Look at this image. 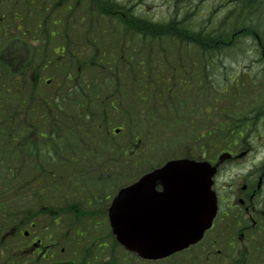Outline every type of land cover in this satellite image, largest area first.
Listing matches in <instances>:
<instances>
[{"label":"trees","instance_id":"16d2710c","mask_svg":"<svg viewBox=\"0 0 264 264\" xmlns=\"http://www.w3.org/2000/svg\"><path fill=\"white\" fill-rule=\"evenodd\" d=\"M77 2L74 13L67 0H0L1 229L33 215L12 207L16 191L38 201L61 164L77 178L73 165L92 145L113 172L128 160L136 174L183 141L227 146L264 113L259 97L239 110L253 78L226 69L243 54L264 67V0H165L159 20L126 0ZM212 4L226 10L216 15ZM31 20L35 31L19 29ZM114 124L127 133L123 145L103 131Z\"/></svg>","mask_w":264,"mask_h":264},{"label":"rangeland","instance_id":"374dc122","mask_svg":"<svg viewBox=\"0 0 264 264\" xmlns=\"http://www.w3.org/2000/svg\"><path fill=\"white\" fill-rule=\"evenodd\" d=\"M33 2L39 1V0H32ZM46 1V0H44ZM128 4L133 5V8L136 12H141L143 15L151 17L155 20H159L167 14H169L168 6L165 3V0H126ZM207 2H212L213 0H205ZM77 2V0H67V3L71 5V8L69 9V12H78V4L76 5L75 10H73L74 3ZM78 3V2H77ZM81 4H84V2H81ZM214 12V14L222 15L223 11L226 10L225 7L218 6L217 4H212L211 6ZM31 18V17H29ZM34 20L27 21L24 28L19 29H27V31H34L33 27ZM29 34V33H28ZM30 35V34H29ZM39 37V36H38ZM31 40L33 41V45L38 44L35 41L36 37L30 36ZM81 39L76 40V44L79 46V43H81ZM59 44V43H58ZM250 44V43H249ZM250 45H246V47H249ZM23 53V51H20ZM25 53V52H24ZM247 57V58H246ZM226 69L229 71V74L232 75V73L236 72L238 78L241 77L242 74L246 77V82L249 85V77L253 78L252 80V86L253 90L250 91L247 90L246 98L239 100V110L240 111H248L251 110L250 108V101L254 97H259L261 102V108L264 109V67L263 62L261 60H258L257 57H252L250 55L243 54L241 58H239L236 62H233L232 64L226 63ZM249 75V76H248ZM43 79L44 77L41 76ZM255 80V82H254ZM254 82V83H253ZM49 90V89H48ZM264 114V113H263ZM261 115V121L258 123L257 126H255L252 131H250L248 134L244 136V138H241L238 142H236L235 145H230L228 147L220 146L222 147H214L211 143H207L206 141H196L195 144H191L187 141H183L181 143H178V145L175 146V150H178L179 153L175 155L176 157H182L184 156L183 150L185 147L189 149V145H191L193 148L190 152L193 155L194 158L200 159L203 157L204 159H207L209 161H215L217 158V155L223 151H227L228 149L236 150L239 152L246 146L250 147V152L248 155H246L243 159L238 160V162H235L233 164H227L224 166L218 174L215 176L216 179V187L217 191H227V184L231 181H234L238 177V173L245 174L247 170L252 171L255 167L259 166L261 162H264V115ZM119 127L118 125L110 126L106 129H104V133L108 135V137L112 138V142L115 145H123L127 142L126 136L127 133L121 132V133H115L113 131L114 128ZM36 134V133H34ZM188 134L187 130H183L182 135L183 137H186ZM243 142V144H242ZM138 144V143H137ZM242 144V145H241ZM85 147L87 146V143L84 142ZM201 145H203L201 147ZM218 145V144H217ZM131 147L132 144H130ZM88 147V146H87ZM88 160L78 158L76 159V163H74L73 166L77 165L79 169L74 171V175L77 176V183L73 181L72 176H69L68 173H66L62 169L61 164V173L60 177V183L62 184V195L65 199L64 204L61 202L60 205L64 206L69 201L79 202L83 208H88L91 210H96L97 208L106 207L109 205L112 196L116 193V190L120 188L121 186L125 185L128 182L134 181L136 178H138L142 173H144V170H141L137 172L136 174H133L130 172V167L127 168L128 160L125 162L124 169L119 172V167L116 169L118 172H114L113 179L112 174L114 169H112V165L108 163L107 161H101L100 152H98V149L92 145L89 149V154L86 155ZM113 157V156H112ZM111 157V158H112ZM41 164V162H39ZM53 165V163H51ZM48 165H45L47 167ZM103 172H100V171ZM105 172L108 173V175L104 174ZM73 174V173H72ZM58 174L55 173V176ZM133 175V176H131ZM69 176L68 180L66 177ZM123 176V177H121ZM128 176H131L130 179H128ZM125 177V178H124ZM47 179V176H46ZM44 177L41 178V183L44 184L45 180ZM128 180V181H127ZM67 187V192L64 191V187ZM104 190V191H103ZM52 193V192H51ZM108 194V195H107ZM106 195V196H105ZM93 197L92 202H88V199ZM55 197H53L54 199ZM56 199V198H55ZM18 202L24 203L25 199H19ZM29 206V205H28ZM31 207V206H29ZM99 213L95 219V221L98 223L97 226V232H92L90 234H84V236L81 238V241L73 240L72 235L75 233L76 228L72 227L69 230V241L64 237L63 245L66 248L65 253L58 254V257L60 258H72L73 254H76L78 252H82L85 247H87L91 241L93 240L95 235L101 234L102 236L107 235V238L109 241L107 242L109 245L111 244V237H109V230H108V221L107 217L105 215V212L101 213V209H98ZM65 216V215H64ZM35 224H37L36 228L37 230L41 231V228L43 227L42 218L36 219ZM69 226V217H64V226H62L60 232H65L67 227ZM85 227L87 225L85 224ZM42 233V232H41ZM210 236L213 235V233H209ZM37 235H40V232ZM101 236H98V240L103 241L101 239ZM76 239V238H75ZM114 253V258L118 260L119 264L122 262V264H138L139 259L136 255L130 254L129 256L125 257L122 260L123 255L125 254V251L119 247L114 246V248L111 251ZM22 256V254L20 253ZM8 259H11L8 254L0 255V264H10L9 261H6ZM103 259V257H102ZM4 260V262H1ZM30 263V261H26V264Z\"/></svg>","mask_w":264,"mask_h":264},{"label":"water","instance_id":"95a60500","mask_svg":"<svg viewBox=\"0 0 264 264\" xmlns=\"http://www.w3.org/2000/svg\"><path fill=\"white\" fill-rule=\"evenodd\" d=\"M218 162L170 159L120 188L108 209L113 234L127 250L145 258L163 257L195 243L216 213L211 189ZM162 191L155 190L156 185Z\"/></svg>","mask_w":264,"mask_h":264},{"label":"flooded vegetation","instance_id":"af4514ba","mask_svg":"<svg viewBox=\"0 0 264 264\" xmlns=\"http://www.w3.org/2000/svg\"><path fill=\"white\" fill-rule=\"evenodd\" d=\"M245 149L248 155L251 149L248 146ZM235 162L238 159L233 157L222 164L221 169ZM236 177L227 184L226 192L217 191L214 181L218 213L210 230H215V234L213 232L210 236L205 232L194 245L164 258L139 259L138 264H264V162L245 174L238 173ZM49 211L48 222L55 225L53 229L57 230V237L47 230V226L43 229L44 235L38 236L32 222L27 234L22 233V227L16 228V222L10 236L15 239L19 233L27 239L22 250L25 257L38 258L44 264H77L74 257H58V254L65 253L63 232H60L63 226L62 210L57 206ZM103 212L106 213L105 209L101 210ZM11 251L12 256L17 257V244L12 246ZM103 264L107 262L103 261Z\"/></svg>","mask_w":264,"mask_h":264},{"label":"bare ground","instance_id":"6f19581e","mask_svg":"<svg viewBox=\"0 0 264 264\" xmlns=\"http://www.w3.org/2000/svg\"><path fill=\"white\" fill-rule=\"evenodd\" d=\"M263 115H264V114H263ZM254 120L256 121V123H257V125H258V122H257L256 118H254Z\"/></svg>","mask_w":264,"mask_h":264}]
</instances>
